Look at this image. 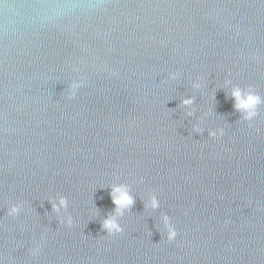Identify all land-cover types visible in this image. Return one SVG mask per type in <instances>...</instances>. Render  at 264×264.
Masks as SVG:
<instances>
[{"label":"water","instance_id":"obj_1","mask_svg":"<svg viewBox=\"0 0 264 264\" xmlns=\"http://www.w3.org/2000/svg\"><path fill=\"white\" fill-rule=\"evenodd\" d=\"M237 85L264 97V0H0V262L264 264V104L241 119Z\"/></svg>","mask_w":264,"mask_h":264},{"label":"clouds","instance_id":"obj_2","mask_svg":"<svg viewBox=\"0 0 264 264\" xmlns=\"http://www.w3.org/2000/svg\"><path fill=\"white\" fill-rule=\"evenodd\" d=\"M82 86V81H73L69 86V97L76 95V90ZM194 87H199V84H195ZM234 101V108L241 114V119L245 121H251L258 114L259 107L264 104V97L255 92L251 87L247 90L240 86H233L230 93ZM184 106H191L193 99L191 97L184 98L181 101ZM193 113L189 111L188 116ZM197 133L202 129L195 128ZM217 134L223 135V129H217L216 131H210L209 136H216ZM109 195L111 197L114 209L107 214L101 221V228L107 232V235H114L121 233L123 228L119 223L120 217L124 216L128 212L135 202V197L132 195L130 186L125 183L112 184L110 186ZM52 208L55 212L59 213L62 209H66L68 206V200L64 196H59L56 200L51 201ZM160 207V202L155 194H151L145 203V208L156 210ZM20 205H12L9 209V215H17L20 212ZM164 228L166 229V235L168 240H173L177 232L175 227L170 222V217L167 214H163L161 217ZM66 223L70 226L73 223L72 217H67ZM2 264V262H0Z\"/></svg>","mask_w":264,"mask_h":264}]
</instances>
